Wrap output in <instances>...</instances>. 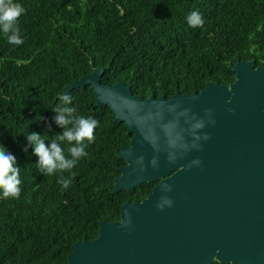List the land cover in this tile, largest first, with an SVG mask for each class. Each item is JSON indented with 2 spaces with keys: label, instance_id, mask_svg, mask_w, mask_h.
Returning a JSON list of instances; mask_svg holds the SVG:
<instances>
[{
  "label": "trees",
  "instance_id": "1",
  "mask_svg": "<svg viewBox=\"0 0 264 264\" xmlns=\"http://www.w3.org/2000/svg\"><path fill=\"white\" fill-rule=\"evenodd\" d=\"M21 39L0 32V145L14 155L19 199L0 191V264H68L74 245L92 241L101 222H116L128 201H142L158 182L114 193L119 159L133 135L97 104L91 86L70 93L75 115L98 121L87 156L69 172L46 176L26 139L50 146L63 132L52 109L67 84L107 67L104 85L125 83L134 95L170 98L201 92L208 81L235 80L230 64L264 65V0H17ZM198 11L203 24L186 17ZM87 143V142H86ZM68 155L70 145H61ZM63 175L72 182L64 189Z\"/></svg>",
  "mask_w": 264,
  "mask_h": 264
},
{
  "label": "water",
  "instance_id": "2",
  "mask_svg": "<svg viewBox=\"0 0 264 264\" xmlns=\"http://www.w3.org/2000/svg\"><path fill=\"white\" fill-rule=\"evenodd\" d=\"M108 68L61 95L91 86L133 135L114 193L158 183L124 203L119 221L101 222L94 240L76 243L68 264H264V65L239 60L228 85L148 99L125 83L104 85Z\"/></svg>",
  "mask_w": 264,
  "mask_h": 264
},
{
  "label": "clouds",
  "instance_id": "3",
  "mask_svg": "<svg viewBox=\"0 0 264 264\" xmlns=\"http://www.w3.org/2000/svg\"><path fill=\"white\" fill-rule=\"evenodd\" d=\"M25 11L17 0H0V32L4 34L7 42L14 46L24 43L20 35L19 18ZM186 19L193 28L203 24L198 11L191 12ZM71 103V97L64 94L59 97V104L52 109L57 113L55 122L63 132L51 137L50 146L39 133L31 132L26 135L29 144L34 147V154L38 157L37 168L46 176L71 173L79 160L87 156V145L95 141L94 132L98 121L92 117L75 115L77 110L69 106ZM64 143L70 145L68 155L61 146ZM57 182L67 189L72 180L70 177L60 175ZM21 183L20 167L17 165L16 157L0 145V191L3 197L19 199Z\"/></svg>",
  "mask_w": 264,
  "mask_h": 264
},
{
  "label": "flooded vegetation",
  "instance_id": "4",
  "mask_svg": "<svg viewBox=\"0 0 264 264\" xmlns=\"http://www.w3.org/2000/svg\"><path fill=\"white\" fill-rule=\"evenodd\" d=\"M213 264H233V262H230L229 260H227L225 262H219L217 259H215Z\"/></svg>",
  "mask_w": 264,
  "mask_h": 264
}]
</instances>
